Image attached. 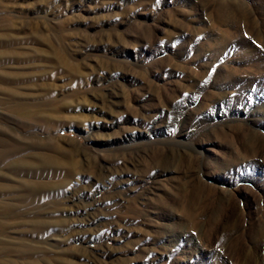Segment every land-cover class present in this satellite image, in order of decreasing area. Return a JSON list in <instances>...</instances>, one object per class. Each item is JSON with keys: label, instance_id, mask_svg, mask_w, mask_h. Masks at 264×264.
I'll list each match as a JSON object with an SVG mask.
<instances>
[{"label": "rangeland", "instance_id": "1", "mask_svg": "<svg viewBox=\"0 0 264 264\" xmlns=\"http://www.w3.org/2000/svg\"><path fill=\"white\" fill-rule=\"evenodd\" d=\"M263 261L264 0H0V264Z\"/></svg>", "mask_w": 264, "mask_h": 264}, {"label": "bare ground", "instance_id": "2", "mask_svg": "<svg viewBox=\"0 0 264 264\" xmlns=\"http://www.w3.org/2000/svg\"><path fill=\"white\" fill-rule=\"evenodd\" d=\"M261 40H263V39H261ZM262 45V44H261ZM256 49V48H255ZM225 50V49H224ZM227 50V49H226ZM228 55V54H227ZM215 73V72H214ZM246 105H247V108L250 110V109H252V111H253V115H257V114H259V113H261V110H263V109H253V107L254 106H252L250 103H246ZM245 106V105H244ZM260 107V106H259ZM242 108H243V106H242ZM246 109V108H245ZM251 111V110H250ZM252 115V114H251ZM13 151V150H12ZM41 157H43V155L41 156ZM40 157V158H41ZM47 158V157H46ZM46 160V159H45ZM43 161V160H42ZM260 259V258H259ZM262 259V258H261ZM263 260V259H262ZM263 263H264V261H263Z\"/></svg>", "mask_w": 264, "mask_h": 264}]
</instances>
